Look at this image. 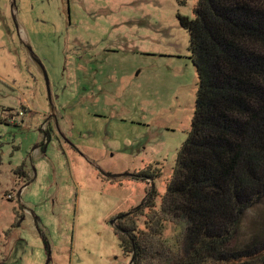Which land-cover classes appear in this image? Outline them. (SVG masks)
Masks as SVG:
<instances>
[{
	"label": "rangeland",
	"instance_id": "rangeland-1",
	"mask_svg": "<svg viewBox=\"0 0 264 264\" xmlns=\"http://www.w3.org/2000/svg\"><path fill=\"white\" fill-rule=\"evenodd\" d=\"M195 5L0 0V264L130 263L116 218L160 204L191 129ZM263 233L264 201L240 244Z\"/></svg>",
	"mask_w": 264,
	"mask_h": 264
},
{
	"label": "trees",
	"instance_id": "trees-1",
	"mask_svg": "<svg viewBox=\"0 0 264 264\" xmlns=\"http://www.w3.org/2000/svg\"><path fill=\"white\" fill-rule=\"evenodd\" d=\"M179 19L198 76L191 129L160 204L153 185L118 214L120 246L129 264H264V233L239 241L264 201V0H196Z\"/></svg>",
	"mask_w": 264,
	"mask_h": 264
},
{
	"label": "water",
	"instance_id": "water-1",
	"mask_svg": "<svg viewBox=\"0 0 264 264\" xmlns=\"http://www.w3.org/2000/svg\"><path fill=\"white\" fill-rule=\"evenodd\" d=\"M47 82H48V77H47ZM48 89H49V95H50V88H49V82H48Z\"/></svg>",
	"mask_w": 264,
	"mask_h": 264
}]
</instances>
